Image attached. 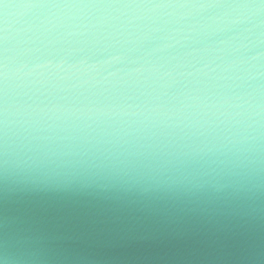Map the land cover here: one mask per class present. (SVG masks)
<instances>
[{
    "label": "clouds",
    "instance_id": "1",
    "mask_svg": "<svg viewBox=\"0 0 264 264\" xmlns=\"http://www.w3.org/2000/svg\"><path fill=\"white\" fill-rule=\"evenodd\" d=\"M2 7L0 205L86 203L142 240L264 225V0ZM69 238L0 210V264H63Z\"/></svg>",
    "mask_w": 264,
    "mask_h": 264
},
{
    "label": "water",
    "instance_id": "2",
    "mask_svg": "<svg viewBox=\"0 0 264 264\" xmlns=\"http://www.w3.org/2000/svg\"><path fill=\"white\" fill-rule=\"evenodd\" d=\"M261 91L264 93V81L261 82ZM19 143L17 140V145ZM22 156V148L17 147L15 157L10 153L9 161L19 160ZM6 187L0 181V190ZM18 207L33 209L40 227L71 237L51 245L54 253L69 257L63 264H84L77 259L80 256L93 264H264V260L252 259L255 249L264 247V225L227 234H213L194 224L183 235L159 228L155 229L153 238L142 240L136 238L135 232L124 235L126 220L115 221L111 214H101L86 203L28 202L13 205L6 201L0 205V210L8 214ZM256 207L264 209V199L258 200Z\"/></svg>",
    "mask_w": 264,
    "mask_h": 264
},
{
    "label": "snow or ice",
    "instance_id": "3",
    "mask_svg": "<svg viewBox=\"0 0 264 264\" xmlns=\"http://www.w3.org/2000/svg\"><path fill=\"white\" fill-rule=\"evenodd\" d=\"M41 2H44V0H0V34L4 32L5 24L7 23L5 14L3 12V4H11L15 6L24 7Z\"/></svg>",
    "mask_w": 264,
    "mask_h": 264
}]
</instances>
